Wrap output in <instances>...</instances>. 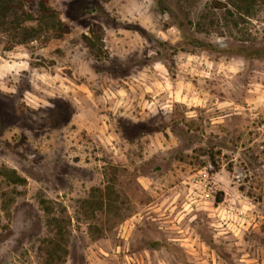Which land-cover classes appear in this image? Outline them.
<instances>
[{
  "label": "rangeland",
  "instance_id": "rangeland-1",
  "mask_svg": "<svg viewBox=\"0 0 264 264\" xmlns=\"http://www.w3.org/2000/svg\"><path fill=\"white\" fill-rule=\"evenodd\" d=\"M224 4L47 0L36 39L0 31V264H264V0Z\"/></svg>",
  "mask_w": 264,
  "mask_h": 264
},
{
  "label": "trees",
  "instance_id": "trees-1",
  "mask_svg": "<svg viewBox=\"0 0 264 264\" xmlns=\"http://www.w3.org/2000/svg\"><path fill=\"white\" fill-rule=\"evenodd\" d=\"M27 0H0V31L14 33L18 43H26L39 37L46 28L42 27L44 21L54 20L55 14L47 5V0H40L38 3L39 18L37 19V27L26 26L25 23L33 20L29 12L25 10V2ZM256 1L258 0H225V8L227 13H231L228 6H232L237 12L242 11L243 14H250ZM51 31H57L60 34L67 32V28L61 24L59 20L54 22V26L48 28ZM93 31V30H92ZM94 32V31H93ZM91 43V40L86 38ZM90 46V45H89Z\"/></svg>",
  "mask_w": 264,
  "mask_h": 264
}]
</instances>
